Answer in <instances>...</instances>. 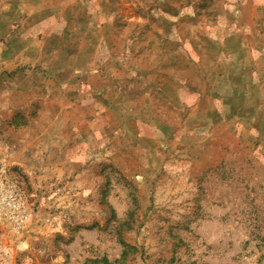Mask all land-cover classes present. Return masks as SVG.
I'll list each match as a JSON object with an SVG mask.
<instances>
[{
    "label": "rangeland",
    "instance_id": "1",
    "mask_svg": "<svg viewBox=\"0 0 264 264\" xmlns=\"http://www.w3.org/2000/svg\"><path fill=\"white\" fill-rule=\"evenodd\" d=\"M55 1L0 0V264H264V0H102L96 55Z\"/></svg>",
    "mask_w": 264,
    "mask_h": 264
},
{
    "label": "crops",
    "instance_id": "2",
    "mask_svg": "<svg viewBox=\"0 0 264 264\" xmlns=\"http://www.w3.org/2000/svg\"><path fill=\"white\" fill-rule=\"evenodd\" d=\"M77 2H81L80 5L83 7V11H76V8L73 7V4ZM53 8L56 11H61L57 12V18L55 21V25L57 24L61 27V39L59 43V46H62L61 48H66L65 44L69 42V39L72 36H76L80 40V48L82 47L86 50L94 49L95 52L93 55L97 54V50H109L110 42L108 37L109 34L112 33L110 26L99 25L98 27H95L93 23V18L95 17H109L110 11L105 7V2L103 3L102 0H57L55 1ZM77 18H81L85 21L84 26L81 29L75 25V19ZM75 26L77 28H75ZM96 32H99L100 36L97 35ZM113 60L116 61L117 58H113ZM262 61L264 63V59ZM93 72H95V70H93ZM252 72L253 71L248 75L249 77H251ZM260 75L263 74H259V77ZM261 78L264 79V75ZM257 106L258 105L255 107ZM259 114H262V121L264 122V106L261 108V111H259Z\"/></svg>",
    "mask_w": 264,
    "mask_h": 264
},
{
    "label": "built area",
    "instance_id": "3",
    "mask_svg": "<svg viewBox=\"0 0 264 264\" xmlns=\"http://www.w3.org/2000/svg\"><path fill=\"white\" fill-rule=\"evenodd\" d=\"M16 195H17L16 192H15V195L12 192H9L7 195L4 194L3 198L0 201L1 208H4L5 206H8V208L16 206L15 205L17 201L15 198Z\"/></svg>",
    "mask_w": 264,
    "mask_h": 264
}]
</instances>
